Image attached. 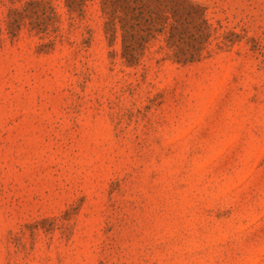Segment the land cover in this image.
I'll list each match as a JSON object with an SVG mask.
<instances>
[{
    "label": "rangeland",
    "instance_id": "374dc122",
    "mask_svg": "<svg viewBox=\"0 0 264 264\" xmlns=\"http://www.w3.org/2000/svg\"><path fill=\"white\" fill-rule=\"evenodd\" d=\"M194 1L202 60L128 66L100 0H0V264H264V0Z\"/></svg>",
    "mask_w": 264,
    "mask_h": 264
},
{
    "label": "trees",
    "instance_id": "16d2710c",
    "mask_svg": "<svg viewBox=\"0 0 264 264\" xmlns=\"http://www.w3.org/2000/svg\"><path fill=\"white\" fill-rule=\"evenodd\" d=\"M87 1L66 0V5L71 12L81 11ZM100 4L110 53L120 54L128 66L140 65L157 44L158 52L166 53L163 59L182 65L202 60L208 50L213 34L207 8L194 0H100Z\"/></svg>",
    "mask_w": 264,
    "mask_h": 264
}]
</instances>
